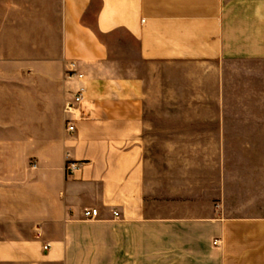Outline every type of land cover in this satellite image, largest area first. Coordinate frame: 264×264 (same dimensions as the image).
<instances>
[{
    "label": "crops",
    "instance_id": "1",
    "mask_svg": "<svg viewBox=\"0 0 264 264\" xmlns=\"http://www.w3.org/2000/svg\"><path fill=\"white\" fill-rule=\"evenodd\" d=\"M0 264H264V0H0Z\"/></svg>",
    "mask_w": 264,
    "mask_h": 264
},
{
    "label": "built area",
    "instance_id": "2",
    "mask_svg": "<svg viewBox=\"0 0 264 264\" xmlns=\"http://www.w3.org/2000/svg\"><path fill=\"white\" fill-rule=\"evenodd\" d=\"M68 79H74L77 78L78 80H83L84 76L79 74L77 70L75 69V65H71V69L67 73ZM84 95L85 90L84 88H80L76 94L73 97V100L67 104L66 111L68 114H74L80 105L84 102ZM68 132L73 133L75 131V126L72 123H68L67 127ZM83 164L78 162H68L66 166V172L68 175H74L76 172H78L82 168ZM84 216L87 219H96L99 216L98 209H87L84 211ZM115 216L118 217L119 214L115 213ZM217 244V243H216ZM49 247L46 246L45 249L47 250Z\"/></svg>",
    "mask_w": 264,
    "mask_h": 264
}]
</instances>
